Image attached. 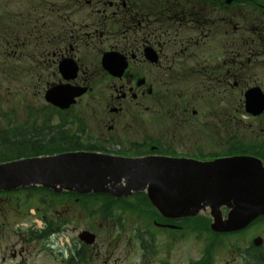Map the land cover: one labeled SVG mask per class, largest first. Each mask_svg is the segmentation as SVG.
<instances>
[{
    "label": "flooded vegetation",
    "instance_id": "1",
    "mask_svg": "<svg viewBox=\"0 0 264 264\" xmlns=\"http://www.w3.org/2000/svg\"><path fill=\"white\" fill-rule=\"evenodd\" d=\"M262 64L264 0H0V71L21 86L17 96L4 91L1 109L35 118L34 143L47 150L61 145L111 154L121 145L114 155L146 157L159 150L155 140L168 147L181 131L193 130L211 133L210 143L197 147L218 148L233 140L245 94L264 90ZM84 89L76 105L85 102L83 114L74 105L50 103ZM201 115L212 125L204 126ZM127 144L132 152L122 148ZM33 201L37 205L27 206ZM78 201L69 197L61 201L68 204L64 211L52 212L41 200L0 193V264H40L44 252L58 264L117 263L115 251L103 254L97 244L83 242L86 229L76 232L80 225L69 204L85 210V201ZM122 211L128 210H103L114 227ZM161 224L185 229L181 221ZM237 244L243 247L234 250L239 264H264V230ZM203 257L197 262L206 264Z\"/></svg>",
    "mask_w": 264,
    "mask_h": 264
},
{
    "label": "water",
    "instance_id": "2",
    "mask_svg": "<svg viewBox=\"0 0 264 264\" xmlns=\"http://www.w3.org/2000/svg\"><path fill=\"white\" fill-rule=\"evenodd\" d=\"M246 99L250 113L259 115L264 111L260 91L247 93ZM69 105L65 101L61 106ZM36 187L116 198L145 191L153 206L167 218H194L212 210V229L219 233L242 230L264 215V167L248 157L205 163L75 152L0 164V192ZM223 206L231 208L227 220L218 211ZM88 236L93 242L94 236Z\"/></svg>",
    "mask_w": 264,
    "mask_h": 264
},
{
    "label": "rangeland",
    "instance_id": "3",
    "mask_svg": "<svg viewBox=\"0 0 264 264\" xmlns=\"http://www.w3.org/2000/svg\"><path fill=\"white\" fill-rule=\"evenodd\" d=\"M262 66L263 77L261 81L264 85V64H262ZM0 86L1 95L3 93V90L5 91V94H7V91H9L10 89V91H12V94L17 96L19 95L21 90V86L16 81L8 80L4 76L3 71H0ZM94 102H92L91 104L96 105ZM234 104L237 107V104ZM79 105L80 107H78L77 111L75 112L78 115L81 113L83 114L82 111L85 110V102H81ZM1 118L2 117H0V131H2L3 128L6 127V123ZM198 118L201 123L212 121L211 119L203 118L202 115ZM242 120L246 124H251L253 128L259 127L261 125V122L264 123V118L256 120L251 117L245 116L242 118ZM75 121L77 123L79 122L78 119H75ZM24 122L25 119L23 117L17 116L12 124L13 126L19 127L23 125ZM89 123L90 126H93L94 119H90ZM31 129L32 128H30L29 130ZM197 129H199V127ZM75 130L77 131V133L81 131V127L76 123ZM34 131H36V129H34ZM243 131L245 130H242L241 132ZM11 135H8V137H10ZM246 135L248 137L252 136L251 134ZM31 137L37 138L36 132L35 134H32ZM177 137H179L177 142L182 143V145H177V147L180 148V150L177 152L180 154L190 151L196 143H210L206 134H204L203 132L196 133L195 130L188 132L181 131L180 136ZM17 138L18 137L12 135L9 140V146L15 143V139ZM122 148H124L125 150H130L128 144L122 145ZM115 149L118 150L117 148ZM58 151H63V149ZM32 194L35 195V193ZM18 198L15 199L17 200ZM35 205H37L35 201L29 202L27 204V206ZM106 205L107 208L110 206L124 207L127 209L136 207V210H134L133 212H118L116 214L117 227H114L111 220L107 221L105 219L106 214L103 212V210ZM106 205L102 203H93L91 204L89 210L85 209L84 211V209L80 205H77L75 202L69 204V206H71L70 210L72 215H74L76 221H78L80 225L77 226V223H75V227L77 228L76 232H82L83 229L93 232L97 236V245L101 247V252L103 254L109 252V250L115 251L116 253L114 254V257L118 258L119 261L112 264H193L203 256L206 249V244H208L210 240H213L211 235H205L202 239H198L197 236L193 235V233L187 228L178 233L170 232L164 234L162 230H158L155 225V219H157L156 215L151 212V209L143 207L140 200L122 203H109ZM67 207L68 204H60L55 207V210L62 212ZM93 211L98 213L93 216ZM108 224H111V226L107 227ZM149 228H151L152 230H157L153 237L154 241L152 245L150 244V234L146 232L149 230ZM260 229L264 230V225H254L240 235L243 237L251 238L256 233V231H259ZM66 238L67 236L64 235L61 240V244L65 247L68 243V240ZM239 241L240 240L238 238L231 239V237L227 241H224L221 238L218 239L214 251V260L217 262L216 264H239L238 256H235L236 252L237 254H239V248H243L241 245L237 244ZM141 243H147L146 250L141 247ZM104 247L106 250L104 249ZM235 249L236 252L234 251ZM38 262H40V264H58L56 258L53 257L49 252H44L43 256L40 257V259H37V263ZM95 264H102V261H96Z\"/></svg>",
    "mask_w": 264,
    "mask_h": 264
},
{
    "label": "trees",
    "instance_id": "4",
    "mask_svg": "<svg viewBox=\"0 0 264 264\" xmlns=\"http://www.w3.org/2000/svg\"><path fill=\"white\" fill-rule=\"evenodd\" d=\"M14 136L23 138V141L13 143L11 146L8 145V146L0 148V162H8L11 160L25 158V157H35V156H40V155H52V154L61 152V151L47 150V149L40 148L35 143H32L31 141H29L30 143H26L28 140V137L25 134H15ZM74 145L76 146V144H74ZM234 153L235 154H253V155H255L254 150L248 149L247 147H245L243 145L235 146ZM37 190L40 192H49V193L54 194L52 191L46 190L44 188H38V189H35L33 191H37ZM69 194L70 193H64V196L66 197ZM54 195H56V194H54ZM56 196H58V195H56ZM58 197H62V196L59 195ZM103 197L109 198L107 196H103ZM139 200L143 204L150 206V203H149L146 195L141 196L139 198ZM188 223L190 224L188 227H191L192 229L195 228V229L199 230L200 227H202L205 222L203 220H201V221L200 220L199 221L190 220V221H188ZM207 228H208V225H207ZM208 232H209V234H213L210 230Z\"/></svg>",
    "mask_w": 264,
    "mask_h": 264
}]
</instances>
